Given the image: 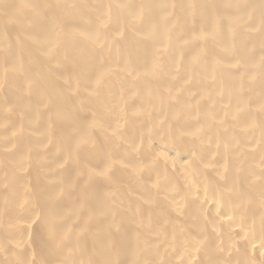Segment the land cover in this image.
Here are the masks:
<instances>
[{"label":"bare ground","instance_id":"1","mask_svg":"<svg viewBox=\"0 0 264 264\" xmlns=\"http://www.w3.org/2000/svg\"><path fill=\"white\" fill-rule=\"evenodd\" d=\"M0 264H264V0H0Z\"/></svg>","mask_w":264,"mask_h":264}]
</instances>
